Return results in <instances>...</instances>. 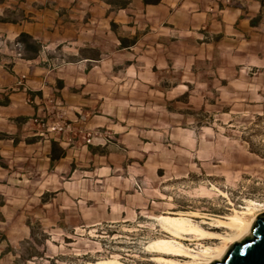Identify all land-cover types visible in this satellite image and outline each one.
<instances>
[{
	"label": "rangeland",
	"instance_id": "1",
	"mask_svg": "<svg viewBox=\"0 0 264 264\" xmlns=\"http://www.w3.org/2000/svg\"><path fill=\"white\" fill-rule=\"evenodd\" d=\"M233 1L241 18L217 10L195 26L168 6L133 2V23L115 26L87 0L69 8L73 43L51 52V67L98 56L97 46L115 78L52 75L36 120L0 125V264H163L151 245L176 238L164 218L197 211L194 221L226 233L214 218L264 212V8L256 16L250 0ZM131 36L138 43L123 49ZM51 140L66 150L53 163Z\"/></svg>",
	"mask_w": 264,
	"mask_h": 264
},
{
	"label": "crops",
	"instance_id": "2",
	"mask_svg": "<svg viewBox=\"0 0 264 264\" xmlns=\"http://www.w3.org/2000/svg\"><path fill=\"white\" fill-rule=\"evenodd\" d=\"M86 0H5L0 3V38L6 41L5 49L7 50L6 57L10 59L12 64H5L0 57V90L4 93V100H0V125L7 127L21 126L18 117L23 119L36 120L41 108L39 102L43 97L44 84L51 83L52 75H56L62 83L78 81L80 83L97 82L103 83L110 78H115L114 58H103V48L97 46L94 49L100 54L92 57H80L79 59L62 60L54 63L55 68L51 67L53 58L51 52L57 48L67 49L73 42H67L68 35L73 33V27L68 23L69 8L74 9L80 2ZM89 4H95L97 7L96 20H107L109 24L115 26V21L123 23H133L129 20L126 12L127 8L133 2H138L146 10L151 8L159 9L170 7L175 12L178 19L185 17L193 19L192 26H195V19L206 20L222 18L225 19L228 14L242 17L241 7H233V0H161L158 4L145 5L142 0H130L126 8H115V5L110 4L105 0H87ZM252 7L256 8V16L263 13L264 0H250ZM105 7L102 12L101 8ZM87 9H90L87 7ZM99 10V11H98ZM125 11L126 16H121L115 20V11ZM217 10L220 16H216ZM108 12H110L108 14ZM85 13H88L87 11ZM226 13V14H222ZM9 14H12L14 19H5ZM69 17L72 14L69 13ZM108 14V15H107ZM87 20H92L94 17L86 14ZM88 24V22H86ZM202 25V23H200ZM69 30V32H68ZM22 32H27L42 43V49L35 59H25L18 55L16 40ZM220 32V31H219ZM77 34V33H76ZM135 40V43L124 47L123 49L132 50L138 43V38L130 37ZM72 49V48H71ZM83 49V46L78 48ZM122 50V49H121ZM77 55V54H73ZM131 61V60H128ZM117 63V62H116ZM57 64V65H56ZM132 63H129V65ZM32 73V74H31ZM41 73V77L35 75ZM33 79L40 82V88L31 86ZM62 80V81H61ZM30 86H28V84ZM32 102L26 103L27 99ZM5 101V102H4ZM105 117V116H104ZM1 122H4L1 124ZM2 128H0V131ZM48 158L49 155H48Z\"/></svg>",
	"mask_w": 264,
	"mask_h": 264
},
{
	"label": "bare ground",
	"instance_id": "3",
	"mask_svg": "<svg viewBox=\"0 0 264 264\" xmlns=\"http://www.w3.org/2000/svg\"><path fill=\"white\" fill-rule=\"evenodd\" d=\"M192 216H200V213L197 211H192L191 213L182 212L180 215L164 218L163 224L167 227V231L176 238L156 241L151 245V251L160 255V261L163 264H209L214 259L222 257L231 244L242 240L247 233L251 232L258 214H254L250 218L244 216L242 212L235 211L233 214L214 218L217 222L215 226L217 228H226V233L206 228L194 221ZM169 233L165 236H169ZM207 239L219 240L220 243H216L215 246L208 245L198 249L185 242V240L201 242ZM114 264L138 263L120 260Z\"/></svg>",
	"mask_w": 264,
	"mask_h": 264
},
{
	"label": "water",
	"instance_id": "4",
	"mask_svg": "<svg viewBox=\"0 0 264 264\" xmlns=\"http://www.w3.org/2000/svg\"><path fill=\"white\" fill-rule=\"evenodd\" d=\"M209 264H264V212L258 214L251 232Z\"/></svg>",
	"mask_w": 264,
	"mask_h": 264
},
{
	"label": "trees",
	"instance_id": "5",
	"mask_svg": "<svg viewBox=\"0 0 264 264\" xmlns=\"http://www.w3.org/2000/svg\"><path fill=\"white\" fill-rule=\"evenodd\" d=\"M4 1L5 0H0V3ZM105 1L109 2L112 5H115V8L118 9L126 8L130 2V0H105ZM142 2L145 5L158 4L161 2V0H142ZM13 17L14 16L12 14H9L5 19L11 21L12 19H14ZM250 23L253 26L256 25L257 23L256 18H252ZM131 42L135 43V40H130L129 38H121V45H123V47L130 45ZM16 47L18 49V53L20 54V57H23L25 59H35L39 55L42 49V43L39 42L36 38H34L31 34L27 32H22L16 40ZM21 118L22 117H18L17 120ZM90 147L93 146L91 145ZM65 155H66L65 148L61 146V144L57 140H51V152L49 154L51 162L53 163L63 158ZM101 263H96V264H101ZM138 264H142V263H138Z\"/></svg>",
	"mask_w": 264,
	"mask_h": 264
},
{
	"label": "built area",
	"instance_id": "6",
	"mask_svg": "<svg viewBox=\"0 0 264 264\" xmlns=\"http://www.w3.org/2000/svg\"><path fill=\"white\" fill-rule=\"evenodd\" d=\"M17 46H18V45H17ZM18 55L20 56L19 53H18ZM57 128H58V129H62L61 127H58V126H57V127H54V129H57Z\"/></svg>",
	"mask_w": 264,
	"mask_h": 264
}]
</instances>
